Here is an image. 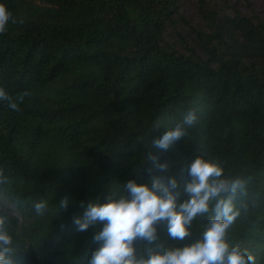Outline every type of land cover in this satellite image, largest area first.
<instances>
[{"label": "trees", "instance_id": "trees-1", "mask_svg": "<svg viewBox=\"0 0 264 264\" xmlns=\"http://www.w3.org/2000/svg\"><path fill=\"white\" fill-rule=\"evenodd\" d=\"M197 2L192 23L178 0H0L17 20L0 33V86L13 100L26 93L19 111L0 101V216L13 264H87L102 225L77 231L80 203L150 182L148 155L175 160L181 180L196 155L244 178L227 239L264 264V19L235 1ZM178 22L181 47L169 39ZM193 109L197 123L173 152L152 147ZM206 222L194 220L183 241H167L160 225L157 241L135 246L191 245Z\"/></svg>", "mask_w": 264, "mask_h": 264}, {"label": "clouds", "instance_id": "clouds-1", "mask_svg": "<svg viewBox=\"0 0 264 264\" xmlns=\"http://www.w3.org/2000/svg\"><path fill=\"white\" fill-rule=\"evenodd\" d=\"M17 20L4 4H0V33L7 31L9 22ZM23 23L22 20L19 21ZM26 93L17 100L0 86V101L19 111ZM195 110H189L182 121L177 122L162 136L152 140V147L173 152V146L187 136L197 123ZM146 169L151 179L137 183L130 179L123 184L124 194L109 196L104 202L99 198L88 203L81 202V215H74L77 231L102 225L93 236L98 247L92 251L87 264H257L256 257L238 244H230L227 233L240 216L237 198L247 194L246 180L224 175L223 162L196 155L186 164L187 177L183 180L173 175L175 160L161 161L159 156L148 155ZM7 177L0 169V183ZM68 198L64 197L60 209H66ZM47 209L46 201L34 203L38 215ZM206 218L201 238L191 245L176 247L163 241L155 248L138 251L136 243L157 241L158 226L162 225L169 239L183 241L191 235L194 220ZM7 217L0 216V264H13L17 253L12 237L6 231Z\"/></svg>", "mask_w": 264, "mask_h": 264}, {"label": "rangeland", "instance_id": "rangeland-1", "mask_svg": "<svg viewBox=\"0 0 264 264\" xmlns=\"http://www.w3.org/2000/svg\"><path fill=\"white\" fill-rule=\"evenodd\" d=\"M179 1V7L182 15L185 19L190 20L192 23L194 20L197 19L199 16V8H201V5L198 4V0H178ZM217 3H225L228 0H212ZM231 3L234 2L239 6V9L243 13L252 14L257 13L260 17L264 19V0H230ZM247 3H249V6H245ZM227 10V9H226ZM187 27L182 22H178L174 27H171L169 29L170 33V41L173 43H176L178 47H181V39H179L177 33L174 31H177L183 35H185V30ZM8 203L4 202L0 205V209L3 211H7L8 208L6 206Z\"/></svg>", "mask_w": 264, "mask_h": 264}]
</instances>
